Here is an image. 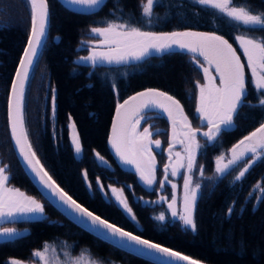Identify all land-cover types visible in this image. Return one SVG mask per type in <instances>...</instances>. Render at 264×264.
Masks as SVG:
<instances>
[{"label":"trees","instance_id":"16d2710c","mask_svg":"<svg viewBox=\"0 0 264 264\" xmlns=\"http://www.w3.org/2000/svg\"><path fill=\"white\" fill-rule=\"evenodd\" d=\"M146 3V0H143ZM247 3L254 13L264 12L263 0H234ZM142 0H107L94 14H77L57 0H48L49 27L45 46L37 66L31 73L24 101V119L29 140L37 157L53 180L73 199L102 219L190 256L205 264H264V199L256 190L264 189V160H257L245 176L235 177L245 166L240 161L228 173L217 177L216 158L227 159L230 149L264 122V108L258 104V93L252 89L237 35L264 38V31H246L227 20L214 9L194 0H158L153 8L152 24L142 17ZM106 22H131L144 31L216 32L229 40L245 65L248 95L238 111L235 130L223 132L211 146L203 144L196 156V168L203 166V176L195 205L196 231L163 226L147 216L136 230L117 206L106 203L97 188V179L104 185L106 175L129 182L130 172L107 170L97 164L95 153L106 160V139L115 107L131 95L147 89L168 93L180 101L192 126L195 113L196 84L201 81L198 69L182 53H166L130 66L95 68L80 63L87 56L88 42L97 40L90 29L106 27ZM30 32V10L25 0H0V159L10 167V185L26 190L44 205L40 222L28 225V234L11 242L0 243V264L9 260L39 262L34 252L50 248L45 258L49 264H71L77 257L97 264H151L124 253L87 234L59 214L28 180L20 167L8 134L7 101L10 84L18 60ZM47 95V102L44 98ZM55 93V121H49V93ZM76 126L82 145L78 159L68 138V119ZM163 128V119L153 121ZM165 142V134L161 135ZM247 159V158H246ZM87 171V181L84 172ZM211 178V179H209ZM91 183V190L88 184ZM251 194V195H250ZM232 209L229 215L228 210ZM54 249V251H53ZM67 253V255H66Z\"/></svg>","mask_w":264,"mask_h":264},{"label":"snow or ice","instance_id":"6c2138e0","mask_svg":"<svg viewBox=\"0 0 264 264\" xmlns=\"http://www.w3.org/2000/svg\"><path fill=\"white\" fill-rule=\"evenodd\" d=\"M25 2L30 9V34L23 55L19 60V66L15 71V77L11 82L7 102L11 139L25 166L31 171L38 183L47 190L48 194L55 198L57 203L74 214V218L86 228L101 230L97 234L102 238L111 236L115 238L113 243L121 247L126 246L125 242L129 245H136L137 248L134 250L142 255L158 253L170 261L184 262V264H201L200 261L190 256L151 240L143 239L140 235L125 231L124 228L102 219L73 199L45 170L29 140L24 119V101L30 75L37 66L40 50L45 46L49 24V8L48 0H25ZM157 2L158 0H146V3H144L142 0V17L149 25L153 22L151 18L153 8ZM69 3L83 5L91 10L98 8L103 0H69ZM194 3L214 9L227 20L234 22L235 26H240L246 31H264V12L254 13L247 3L236 4L234 0H194ZM106 23V27H93L90 29L94 36L103 39L89 49L87 56L80 57L81 61L88 62L94 67L101 63L120 65L127 64L129 61H140L152 52L171 54L173 49H179L191 53L193 62L203 71L206 83L200 84L197 82L196 84L198 98L195 111L197 118L204 124L207 131L201 133L199 128L192 126L179 100L166 92L147 89L136 93V95L124 100L122 104L117 105L116 120L113 121L112 135L109 138V143L120 161L123 164L132 165L143 184L151 187L156 183V161L151 146L154 145L159 149L161 141L151 139L154 133L150 131L149 127H144L141 132L138 131V126L142 120L146 121L145 114L147 111L160 110L162 113L167 114L172 126V136L169 143L170 163L173 155L172 148L177 143L183 147L186 154L182 156L180 152L175 153L177 159L172 164L171 175H178L179 170L185 167V160L187 161V172L191 173L196 167L198 150L202 147L197 139L198 133L207 138L209 142L215 141L222 131H227L234 124V117L245 101L247 81L244 71L245 65L241 63L240 56L237 55L236 49L229 43V40L216 32H154L144 31L131 22ZM235 40L239 43L244 56L247 58L251 83L254 90L259 94L258 104L264 108V38L241 34L237 35ZM101 47L103 50H99ZM199 57H203V61ZM205 64H207V67H205ZM212 68L219 77V86L215 83L216 77L210 72ZM52 113L54 116V91L52 95ZM69 127L72 130V144L75 153L79 155L83 149L79 135L76 132V126L71 123ZM230 151L231 158L227 159L226 163L223 154L216 158L215 172L217 177H221L240 161H245V166L235 177V180L239 181L249 171L252 164L257 160H264V122L260 123L259 127L245 136L238 144L234 145ZM95 156L99 162L107 164V161L99 152H96ZM7 169V165L0 166V221L23 216H42L44 205L40 201L27 196L17 188L8 186L10 176L7 174ZM168 169L169 165H165L164 179L160 181L161 187H163L165 181H168ZM199 171L200 175L203 176L202 165ZM83 175L87 181V171ZM183 178V211L178 212L174 207L176 204L175 184H172L173 197L168 207L172 209V217H178L185 228L196 231L194 209L201 185L197 183L192 187L191 175L185 174ZM96 183L100 191L103 192L104 185L100 183L99 178ZM88 187L91 190V183L88 184ZM108 187L111 189L115 203L123 209L132 221H136V216L129 206L127 197L124 195V189L112 185ZM256 190L261 192V195L256 198L258 200L264 199V189L261 188L259 183L256 185ZM228 212L230 215L232 209H229ZM155 219L164 221L165 215L161 213ZM16 235L17 230L14 228L0 229V237L2 238L12 240ZM49 248L50 246L46 243L43 251H36L33 255L44 261V264H48L45 253L49 251ZM9 264H21V262L13 259ZM71 264H97V262L85 261L82 255L72 260Z\"/></svg>","mask_w":264,"mask_h":264},{"label":"flooded vegetation","instance_id":"af4514ba","mask_svg":"<svg viewBox=\"0 0 264 264\" xmlns=\"http://www.w3.org/2000/svg\"><path fill=\"white\" fill-rule=\"evenodd\" d=\"M204 32H206V31H204ZM94 37L97 40L88 42L85 45L88 49L97 45L99 40L103 39L102 37H97V36H94ZM190 60L192 61V63L198 69V71L200 73L201 81L199 83L205 84L206 81L204 80L203 71L201 69H199V66L193 62L192 58H190ZM205 67H207V64H205ZM244 71H245V68H244ZM210 72L212 73L213 76L216 77L215 83L217 86H219V80L217 78L215 71L213 69H210ZM47 95H48V92L46 91V96L44 98L45 104L48 103L47 102V98H48ZM52 95H53V93H49V106H50L49 115L51 116V118H49V121L52 120L51 122L55 121V115L53 116V113H52ZM247 95H248V89H247L246 98H247ZM197 98H198V89L196 87L195 109H196V104H197ZM246 98H245V101L242 104V106H244L245 104H249V102L246 101ZM195 113H196V111H195ZM145 115H146L147 119H146V121L145 120L141 121V124L138 127V131L142 132L144 127H149L150 131H152L154 133V135L151 137V139H153V140L159 139L161 141V147L159 149H157L154 145L151 146L152 154L155 156V161H156V183H154L151 187H149L147 185L144 186L138 182L137 175H134V174H133L134 178L132 180H130L129 182L122 180L120 176L117 180L116 178H114L111 175H106L105 180H104V191L101 192L99 189V186L97 185L98 191L100 192V195L102 196L103 200H105L106 203H112L115 206H117L119 208V210L121 211V213L123 214L124 218L131 225H133V227L136 230H138L140 232L142 231V226L140 225V221H143L145 219V216H147L150 221H156L157 223H159L163 226H166V227H173L174 224L178 223V224H180V227L185 228L182 225V222L178 219V217L174 218L171 216L172 209H169V207H168L169 204L172 202V197H173L172 184L176 185V189H175L176 204L174 207L178 212H182L183 211V197H184V178H183V176L185 174L191 175V178H192V185L191 186L194 187L195 184H197L196 181L200 175V171L195 167L191 173H188L187 168H186L187 161L185 160L184 161L185 167L181 168L179 170L178 175H176V176L171 175L172 164H174L176 162V159H177L175 157V153L180 152L182 156L186 155L183 151V147L177 143L172 148V154L173 155H172V161L170 163V161H169V143H170V126H169V124L165 120V117H163L159 114L146 113ZM236 115H235V117H236ZM235 117H234V119H235ZM196 118H197V113H196ZM158 119H163L166 123V127H163V128L153 127V121L158 120ZM197 120H198L197 125L195 127L194 126L193 127L199 128L201 130V133L203 131H207V128L204 126V124L198 118H197ZM234 125H235V123H234ZM223 132L226 133V131H222L220 133L219 137L222 135ZM164 134L166 137L165 142H163L161 140V135H164ZM197 139L201 145L206 144L208 146H211L214 142V141H212V142L207 141V138L203 137L200 133H198ZM107 152H108V154L106 156V161H107L108 166H104L103 168H105L109 171L115 170V168H118V167H117L111 153L108 151V149H107ZM74 155H75V152H74ZM2 165H5V164H3L2 160L0 159V166H2ZM165 165H169L168 181H165L163 187H161L160 181L164 179ZM10 173H11L10 167L8 166L7 174L10 176ZM109 185H112L116 188H123L124 189V195L127 197L129 206L132 208V211L136 216V221H132L129 218V216L125 215L123 213V211L121 210V208L115 203V200L112 197L111 189L108 187ZM8 186L13 187L10 185V180H9ZM13 188H16V187H13ZM19 190L21 192L25 193L27 196L32 197V195H30L26 190H21V189H19ZM198 194H199V191H198ZM197 198H198V196H197ZM194 211H195V209H194ZM161 213H163L165 215V220L164 221L156 220L155 217L159 216ZM13 219H14V221L9 222V223H5V224L0 223V229H2V228H14L17 230V233L24 232L23 235L20 237V238H22L28 234V231H29L28 225L29 224H32L35 222H40L43 219H45V216L43 213L42 216H37V217L23 216V217H15ZM186 229H189V228H186ZM12 241H14V240H12ZM4 242H11V241L6 240ZM1 243H3V242H1ZM36 259H38V258L36 257ZM21 264H35V263L34 262H21Z\"/></svg>","mask_w":264,"mask_h":264},{"label":"water","instance_id":"95a60500","mask_svg":"<svg viewBox=\"0 0 264 264\" xmlns=\"http://www.w3.org/2000/svg\"><path fill=\"white\" fill-rule=\"evenodd\" d=\"M62 6H64L67 10L71 11V12H74V13H77V14H93L95 12H97L102 6L103 4L106 2V0H103V3L96 9H88L86 6H83V5H74V4H71L69 3V0H57ZM264 1V0H263ZM30 10V9H29ZM49 25V24H48ZM31 26V25H30ZM186 31H192V30H186ZM179 32H184V31H179ZM192 32H204V31H192ZM30 34V32H29ZM29 36V35H28ZM27 45V40H26V43H25V46L24 48L26 47ZM23 48V50H24ZM42 50V49H41ZM41 50H40V53H41ZM99 50H103L102 48L99 49ZM172 53H182V54H188V55H192L191 53L187 52V51H184V50H179V49H173ZM166 54V53H164ZM164 54H159V53H155V52H152L149 56H146L144 59L140 60V61H129L127 64H120V65H117V64H106V63H101V64H98L97 66H92L90 63L88 62H85V61H81L82 65L86 66V67H90L91 70L95 69V68H117V67H121V66H130V65H134L136 63H139V62H142L143 60L145 59H148V58H151V57H160ZM23 55V51H22V54L20 56V58L22 57ZM238 55V54H237ZM19 58V60H20ZM200 59L203 60V57H199ZM19 60H18V63H17V66H16V69L17 67L19 66ZM15 69V71H16ZM214 70V68H213ZM15 71H14V74H13V77H12V80L14 79L15 77ZM215 71V70H214ZM31 76V75H30ZM218 77V75H217ZM219 79V77H218ZM12 82V81H11ZM27 88V87H26ZM10 90H11V84H10V89H9V95H10ZM145 91V90H143ZM160 91V90H159ZM142 92V91H140ZM26 93V92H25ZM8 95V97H9ZM136 95L133 94L132 96ZM131 97V96H130ZM128 99V98H127ZM8 102V101H7ZM124 102V101H123ZM123 102H121L120 104H122ZM242 106V105H241ZM240 109V108H239ZM238 109V111H239ZM116 111H117V106L115 107L114 109V113H113V116H112V119H111V123H110V127H109V132H108V136H107V139H106V147L108 149V151L111 153L117 167L124 171V172H130V173H133L135 175L136 172H135V169L132 165H126V164H123L121 161H120V158L116 155L115 153V150L112 148L111 144L109 143V138L110 136L112 135V124H113V121L116 120ZM146 113H156V114H159L163 117H165V120L167 121V123L169 124L170 126V140H171V136H172V126H171V122L168 120L167 118V114L166 113H162L160 110H149L147 111ZM238 113V112H237ZM7 125H8V134H9V139H10V142H11V146H12V150L14 152V155L20 165V167L22 168L24 174L26 175V177L28 178V180L31 182V184L35 187V189L38 191V193L42 196L43 199H45L59 214H61L66 220H68L69 222H71L73 225H75L76 227H78L79 229H81L82 231L86 232L87 234L105 242L106 244L116 248L117 250H120L124 253H127V254H130L136 258H139L141 260H144L146 262H149L151 264H184V262H179V261H170L168 260L166 257H163V256H160L158 253H150V254H147V255H142V254H139L138 252H136L134 249L137 248L136 245H129L127 244V242H125V245L126 246H118L117 244H114L113 243V240L115 238L111 237V236H108L107 238H102L101 236H99L97 233L100 232L101 230L99 229H96V230H90L89 228H86L83 224H81L80 222H78L75 218H74V214L70 213V211L66 210L63 208L62 205H60L59 203L56 202L55 198L51 197L47 190L43 188L42 185H40L38 183V181L36 180V178L34 177V175L31 173V171L25 166V164L23 163V160L22 158L19 156L18 152L16 151L15 147H14V142L12 141L11 139V130H10V126H9V123H8V116H7ZM139 127V126H138ZM235 130V125L233 124L226 132H231ZM79 156V155H77ZM95 159L97 161V163L101 166H108L107 164H104L102 162H99L95 156ZM137 180L140 184L146 186L145 184H143V182L139 179V176L137 175ZM121 210L123 211V209L121 208ZM123 213L125 215H127L124 211ZM128 216V215H127ZM14 221V219H11V220H4V221H0L1 224H5V223H9V222H12ZM24 232H20V233H17L16 237L12 240H15V239H18L20 238L22 235H23ZM107 235V234H105ZM11 241V240H8V239H5V238H2L0 237V243L1 242H4V241ZM201 264H205V263H202Z\"/></svg>","mask_w":264,"mask_h":264},{"label":"rangeland","instance_id":"374dc122","mask_svg":"<svg viewBox=\"0 0 264 264\" xmlns=\"http://www.w3.org/2000/svg\"><path fill=\"white\" fill-rule=\"evenodd\" d=\"M238 44V46H239V43H237ZM239 48H240V46H239ZM240 51H241V54H242V56H243V58L246 60V67H247V58L244 56V54H243V50L240 48ZM247 70H248V75H249V77H250V84H251V87H252V89H253V85H252V83H251V73H250V70L248 69V67H247ZM72 122H71V120L70 119H68V125H67V131H68V138H69V142H70V145L72 146V148L74 147L73 146V144H72V130H71V128L69 127V125L71 124ZM229 158H231V151H230V153H229V155H228V157H227V159H229ZM78 159V158H77ZM227 159L225 158V160H224V162L226 163L227 162ZM36 199V198H35ZM44 249H42V250H40V251H43ZM47 255H48V252L47 253H45V258L47 257ZM38 259H39V262H36L35 264H44V261H42V260H40V258L39 257H37ZM11 260H9L8 262H10ZM49 264V263H48Z\"/></svg>","mask_w":264,"mask_h":264},{"label":"bare ground","instance_id":"6f19581e","mask_svg":"<svg viewBox=\"0 0 264 264\" xmlns=\"http://www.w3.org/2000/svg\"><path fill=\"white\" fill-rule=\"evenodd\" d=\"M71 120V119H70Z\"/></svg>","mask_w":264,"mask_h":264}]
</instances>
